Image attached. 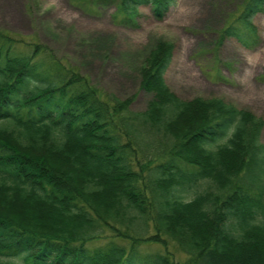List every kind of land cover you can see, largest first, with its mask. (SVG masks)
I'll return each mask as SVG.
<instances>
[{
	"label": "trees",
	"instance_id": "trees-1",
	"mask_svg": "<svg viewBox=\"0 0 264 264\" xmlns=\"http://www.w3.org/2000/svg\"><path fill=\"white\" fill-rule=\"evenodd\" d=\"M100 2L133 27L139 6L161 19L175 0L90 10ZM263 11L243 0L217 45L258 46ZM173 50L159 40L145 56L150 98L133 111L47 45L0 30V264H264V121L221 97L177 96L164 79Z\"/></svg>",
	"mask_w": 264,
	"mask_h": 264
},
{
	"label": "rangeland",
	"instance_id": "rangeland-1",
	"mask_svg": "<svg viewBox=\"0 0 264 264\" xmlns=\"http://www.w3.org/2000/svg\"><path fill=\"white\" fill-rule=\"evenodd\" d=\"M91 1L0 0V30L47 45L97 89L131 97L133 111L143 110L150 98L139 86L145 56L157 41H170L174 50L164 79L172 92L221 97L264 121V11L252 19L261 41L247 49L234 39L216 43L243 0H175L161 19L143 5L133 27L113 20V3L100 2L93 11ZM215 71L221 79L211 77ZM261 135L264 144V128ZM168 248L177 260L188 258L172 242Z\"/></svg>",
	"mask_w": 264,
	"mask_h": 264
}]
</instances>
